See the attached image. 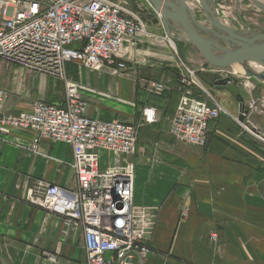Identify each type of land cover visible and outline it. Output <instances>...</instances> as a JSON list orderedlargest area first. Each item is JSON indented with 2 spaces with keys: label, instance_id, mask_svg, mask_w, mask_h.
<instances>
[{
  "label": "crops",
  "instance_id": "obj_1",
  "mask_svg": "<svg viewBox=\"0 0 264 264\" xmlns=\"http://www.w3.org/2000/svg\"><path fill=\"white\" fill-rule=\"evenodd\" d=\"M141 1L152 17L154 10ZM196 3L193 9L203 15ZM211 3L217 7L226 0ZM232 4L235 12L231 7L228 14L233 27L264 30L263 19L246 12L255 10L254 2L233 0ZM150 25L153 30L149 32L161 38L162 46L166 44L164 26L154 18ZM172 33L179 36L177 26ZM148 39L152 38L138 37L126 45L121 58L128 69L119 74L106 64L100 71L78 62L67 64L68 77L78 83L90 117L139 126L132 157L134 203L148 208L156 224L150 253L138 264H264V150L249 130L264 128L262 120L249 116L243 132L232 117L239 116L238 100L228 90L215 89V98L229 114L223 112L210 123L205 147L179 143L171 121L181 95L177 90L180 64L171 63L173 54L141 48ZM176 42L182 44L177 51L192 68L203 67V62L196 64L197 48ZM207 71L219 70L210 67ZM153 80L164 81L168 89L161 95L149 93L143 82ZM243 97L246 100L248 94ZM49 102L64 103V99ZM146 106L156 108L158 120L141 125ZM19 110L5 108L7 113ZM31 149V134L0 133V264H84L83 233L66 236L62 216L27 199L39 180L78 187L76 173L68 165L72 149L65 142L48 139L40 140L37 153ZM109 163L108 153L103 152L100 166ZM213 234H217L216 241Z\"/></svg>",
  "mask_w": 264,
  "mask_h": 264
},
{
  "label": "built area",
  "instance_id": "obj_2",
  "mask_svg": "<svg viewBox=\"0 0 264 264\" xmlns=\"http://www.w3.org/2000/svg\"><path fill=\"white\" fill-rule=\"evenodd\" d=\"M230 9L224 3L216 7L218 18L228 25H231ZM142 36L156 37L147 30L142 15L129 0H0V60L28 69L64 76L66 64L78 62L91 71H100L106 64L114 74H119L128 69L121 58L122 51ZM180 64L181 95L171 131L179 143L205 147L210 123L223 112H229L200 78L202 67ZM217 72L225 73L216 79L224 78L228 84L244 88L248 94L246 119L256 115L264 126V95L254 94L252 77L234 68H221ZM143 87L157 95L168 89L164 81L154 80L143 82ZM7 99V90L0 87L1 134L12 131L31 134V150L35 153L43 139L65 142L72 149L68 165L76 173L78 187L71 189L39 180L28 192V201L62 216L66 236L83 233L87 253L84 264L144 261L151 250L149 243L156 220L148 208L134 203L132 157L137 151L139 126L90 117L88 103L78 83L72 81L66 82L64 103L37 100L28 109L14 114L5 111ZM232 117L244 132L246 123L237 115ZM157 120L155 107L143 108L141 125ZM249 130L264 150V128ZM103 152L110 157L105 168L100 166ZM212 239L216 241L217 234Z\"/></svg>",
  "mask_w": 264,
  "mask_h": 264
},
{
  "label": "water",
  "instance_id": "obj_3",
  "mask_svg": "<svg viewBox=\"0 0 264 264\" xmlns=\"http://www.w3.org/2000/svg\"><path fill=\"white\" fill-rule=\"evenodd\" d=\"M153 7L154 20L161 23L172 41H183L193 45L204 56L206 62L202 69L210 67L232 68L235 64L241 65L245 73L256 79L264 80V71L261 73L249 70L246 65L250 62L264 64V30H247L236 28L223 23L217 16L216 6L211 0H190L192 4L199 2L203 17L194 10L188 0H147ZM239 1V0H238ZM254 2L264 11V0H246ZM206 23H209L207 25ZM182 27L185 37L175 36L172 30ZM215 49H221L223 54L217 55ZM186 65L188 63L181 58ZM212 65V66H211ZM211 94L215 89L228 90L239 102V120L246 123L245 99L235 84H228L227 79H217L213 82L205 81Z\"/></svg>",
  "mask_w": 264,
  "mask_h": 264
},
{
  "label": "rangeland",
  "instance_id": "obj_4",
  "mask_svg": "<svg viewBox=\"0 0 264 264\" xmlns=\"http://www.w3.org/2000/svg\"><path fill=\"white\" fill-rule=\"evenodd\" d=\"M232 2L233 0H226L225 4L227 6L233 7V11L235 12V8L234 6H232L233 5ZM129 3L133 8H135L136 10L140 12V14L143 17V20L145 21L147 25V30L148 31L153 30L151 28L150 23L153 22L154 17L152 16L153 17L152 18L147 13V10L145 9L146 7L142 3V1L141 0H129ZM256 9H260V7L257 6L255 10L253 8V10L251 11L247 10L246 12L256 18L258 17L260 19H263L264 21V11L262 9H260V11ZM197 14L203 18V15H200L199 13ZM260 31H263V29L262 30L260 29ZM148 40L149 42L144 41L141 44V48H144L147 50L159 49L161 51H165L167 54H169V56L173 54V59L171 63L173 62L174 64L175 63L180 64L182 62V59L180 58H182L183 56L181 55L180 50H179V53L175 51L178 46L179 48H182L181 43H177L175 41V42H172V44L175 43L172 45L169 42V39L165 38L162 40L165 41L166 44L162 46L161 45L162 43L159 41L161 40V38L155 37V38L148 39ZM196 55L198 56V59H199L197 60L196 64H199L201 62H203L204 64L206 62V59L198 50H197ZM67 64H66L65 75L59 76V75H54V74H50V73L39 71V70L28 69V68L22 67L21 65L15 62L9 61V60H0V87H3L8 92V99L5 103V108L7 109L15 108V109H20L19 111H22V110L28 109V107L37 100L49 101V100H57V99H62V98L64 99L65 92H66V82L67 81L75 82L68 77ZM246 66L249 70L257 72L255 69H253L251 64L246 65ZM182 68L184 67L182 66ZM213 68L217 70H221L220 67H213ZM225 69L229 70L230 68H225ZM207 70L202 71V75L207 80H210V82H213V80L217 76L221 75L222 73H225V72L213 73ZM235 71L237 72L236 69ZM257 73H261V72H257ZM177 77L179 78L180 75H178ZM250 81L256 87L254 94L258 97H260L261 95H264V80L251 78ZM238 88L243 95H246L244 88H242L240 85L238 86Z\"/></svg>",
  "mask_w": 264,
  "mask_h": 264
},
{
  "label": "bare ground",
  "instance_id": "obj_5",
  "mask_svg": "<svg viewBox=\"0 0 264 264\" xmlns=\"http://www.w3.org/2000/svg\"><path fill=\"white\" fill-rule=\"evenodd\" d=\"M191 6H192V8L194 7V6H197L196 4H192L191 2L189 3ZM177 28H178V33H179V36H181V37H185V34H184V32H183V29H182V27H179V26H177ZM172 42H174V41H172ZM174 44V43H173ZM215 53L217 54V55H221V54H223L224 53V51H222L221 49H215ZM250 64H251V66L253 67V69H255L257 72H263L264 71V64H262V63H259V62H250ZM234 68L237 70V72H240V71H242L243 70V68H242V66L241 65H238V64H235L234 65Z\"/></svg>",
  "mask_w": 264,
  "mask_h": 264
},
{
  "label": "trees",
  "instance_id": "obj_6",
  "mask_svg": "<svg viewBox=\"0 0 264 264\" xmlns=\"http://www.w3.org/2000/svg\"><path fill=\"white\" fill-rule=\"evenodd\" d=\"M179 52V51H178ZM184 59V57H182ZM178 76V75H177ZM200 78L205 82L206 81V78L202 75V73H200ZM177 83H179V78H178V81ZM177 90H178V85H177ZM179 91V90H178Z\"/></svg>",
  "mask_w": 264,
  "mask_h": 264
},
{
  "label": "flooded vegetation",
  "instance_id": "obj_7",
  "mask_svg": "<svg viewBox=\"0 0 264 264\" xmlns=\"http://www.w3.org/2000/svg\"><path fill=\"white\" fill-rule=\"evenodd\" d=\"M207 80V79H206ZM207 81H209L210 82V80H207Z\"/></svg>",
  "mask_w": 264,
  "mask_h": 264
}]
</instances>
